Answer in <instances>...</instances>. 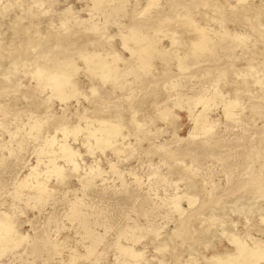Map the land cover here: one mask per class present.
<instances>
[{"label":"rangeland","instance_id":"1","mask_svg":"<svg viewBox=\"0 0 264 264\" xmlns=\"http://www.w3.org/2000/svg\"><path fill=\"white\" fill-rule=\"evenodd\" d=\"M247 1L160 0L158 7L151 6L143 13L145 0H102L99 5L93 0H0V57L4 65H9L14 55L37 56L36 51H47L60 37L57 42L61 46L69 45L64 67L57 70L60 78L71 76L72 81L80 82L79 95L65 102L53 97L42 75L37 80L44 82L47 90L29 92L23 76L26 65H18L12 76L23 84L14 88L17 92L10 90L8 83L0 84V98H4L0 101V214L7 215L11 220L5 218V222L12 221L23 237L18 246L10 244L15 249L5 243L8 250L0 249V264H131L117 244L139 250L143 264H194L189 251L209 257L213 251L224 254L233 250L226 239L230 222L235 226L233 232L247 234L243 242L249 247L253 237L264 240V36L248 17L256 11L264 23V0ZM173 5L182 19L204 22L203 12L205 19L210 18L209 25L228 29L233 36L209 33L211 52H200L204 55L200 59L190 58L184 51L176 55L152 51L144 61H119L121 78L116 83L123 90L110 86L109 78L106 84L100 82L94 75V58H89L87 65L81 58L78 48L82 44L84 53L103 52L112 46L129 58V53L121 50V34L130 36L133 30L151 33L157 22L176 19L166 13ZM71 11L76 21L67 20L65 27L61 26L60 20ZM69 40L72 44H67ZM99 42L100 47L95 45ZM168 43L164 38L160 44ZM37 45H42L40 50ZM163 55H169V60ZM147 63L150 68L146 72L143 65ZM198 96L209 100L204 106L196 104ZM232 99L237 104L230 106V115L225 116L223 108ZM115 104L126 109L129 105L141 107L131 116L128 109H109ZM201 110L209 123L213 121L210 132L197 133L193 128L192 118ZM113 112H122L121 134L128 135L125 141L119 136L115 139L125 143L121 142L120 151H114L116 144L98 148L84 131L71 134L67 142L79 154V166L75 172L67 171L69 165L57 159L66 174L61 180L48 177L51 152L57 147L54 140L62 137L55 132L58 120L86 127L87 118L109 117ZM164 113H169L167 123ZM135 138L141 139L140 143L130 151L126 143ZM95 163L104 171L103 180L97 178L82 187L77 176ZM109 164L114 170L110 171ZM33 166L37 175L22 185ZM35 180L44 185L43 192L34 187ZM183 193L194 202L188 206L186 198H181L178 211L170 199ZM240 204L248 212L239 214L236 206ZM73 205L79 207L91 234L99 237L97 242H91L78 222L80 217L71 219ZM3 216L0 221L4 222ZM225 218L228 226H223ZM69 249L77 256L74 262L67 256ZM87 250L91 251L88 257Z\"/></svg>","mask_w":264,"mask_h":264},{"label":"bare ground","instance_id":"2","mask_svg":"<svg viewBox=\"0 0 264 264\" xmlns=\"http://www.w3.org/2000/svg\"><path fill=\"white\" fill-rule=\"evenodd\" d=\"M158 1H160V0H145V4L142 5L141 11L143 13H145L148 10H151V8H150L151 6H157L158 7L159 3H160V2L158 3ZM235 1L238 3V2L244 1V0H235ZM248 1L250 2V0H248ZM248 1H247V3H248ZM18 2L19 1H17V3ZM21 2H23V1H21ZM101 2H102V0H93L94 5H95V3H98V5H99V3H101ZM118 2H119V0H118ZM139 2L140 1L135 2V3L137 4ZM226 4H228L227 6L229 8H231V9L234 8V5L230 4L229 2L228 3L226 2ZM15 5H16V2H15ZM13 6H14V3H13ZM8 7H9V5H8ZM8 7H6V9ZM10 7H11V5H10ZM20 7H22V4L20 5ZM70 8L71 7H69L68 9L70 10ZM94 9H97V8H94ZM64 10H66V8ZM63 11H62V13H63ZM199 11H201V9H199ZM45 12H44V14H45ZM65 12L68 13V10H66ZM49 13H51V11ZM62 13H60V14L63 15L64 13L63 14ZM166 13H168L169 16L173 15L176 19L173 18V19H167L165 22L164 21L157 22L155 24V30H152V29L150 30L151 33L145 34V33L142 32L141 34H139V32L135 33L134 30L132 29L133 31L129 32L130 36H127V34H121L122 35V40L120 42V45H121L120 47H121V50H125L126 52L129 53V58L124 56V55H121V52H119L116 48H114L112 46H110L109 48H105V50L103 51L104 53L101 52V51L100 52L99 51H97V52L94 51V52H91V53H90V51L89 52L87 51V52L84 53V48H82V47H85V46H83V44H82V47L78 48L79 50H81L80 52L83 53V55H81V58L84 60L86 65L88 64V62H89V60L91 58H94L95 62H96V69H95L96 71L94 70L96 73L94 72V75L100 77L99 79H102V80H100V82H102L103 84H106V80L109 78L112 81L110 86H112L114 89L123 90L122 85L116 83V81L119 80L118 78L119 77L121 78V76H120L121 73L119 74L120 66L117 65V63L119 61L124 62V63H126L128 60H140V61L143 60L144 61L145 58H148L150 56L149 53H151L152 51H155V52L157 51L160 54L161 53L164 54V53H167V52L169 53L171 51V52H174L175 55L178 54L179 51H184V54L185 55H189L190 58L191 57H195L197 59H200V58L204 57V55L200 54V52H203L204 50H206V49L208 50L209 48H211V47H209L210 40L207 37L209 35V33L218 34L220 36L221 35H228L230 37L233 36V35H229L230 31L228 29H225V28L218 29L216 26L213 27V26L209 25L208 22L210 21V18H206L205 19L202 16L203 12H202L201 18H202V21H204V22H198V21H195V20H193L192 18H189V17H186V18L182 19V17L180 16V11L174 5L170 6L169 11H167ZM162 14H164V12H162ZM205 15L209 16L208 13H206V12H205ZM74 16H75V13H73V12L71 13V15L69 17L64 15V17H63L64 19L60 20L61 26L62 25L64 26L65 23L67 22V20L76 21V17H74ZM248 17L252 20V23L254 22V24L257 26L258 31L264 36V23L261 21V18H260L261 16L259 15V13H257L255 11L253 14L250 13V16H248ZM58 24H59V22H58ZM50 25H52V24H50ZM64 29H66V31L64 30L65 33L68 32L67 28H64ZM22 30H24V29H22ZM92 30L93 31H97V28L93 27ZM64 31H63V33H64ZM136 34H138V36H136ZM28 35H30V33H28ZM234 35H235L234 37L238 36L236 33ZM30 38H32V36ZM59 38L57 39V41H59ZM83 38H82V40H83ZM110 38H108V39H110ZM164 38L166 40H168V42H169L167 46H163V45L160 44L162 39H164ZM28 40H31V39H28ZM82 40H80L81 41L80 43H82ZM57 41L52 43L51 46L48 48V50L47 51L45 50V52H43L42 49H41V52H37L36 51L35 53H38V55L34 56V57H31V58H28V57L27 58H18V57H15V55H14V59L11 60L12 62L9 65H4L3 60L0 57V75H1L0 84L8 83L7 87L11 86L10 90L13 89V90H15V92H17L18 90L14 89V88L15 87L19 88V86H22L23 84H20V80H19L18 77L17 78H12V76H14V73H16V69L18 68V65L22 64V65H26V67H27V70H26V72L24 71V75L23 76H26V79L28 80V82L26 83V88L28 89L29 92H34V93L35 92L36 93H41L42 92L43 93L48 88L49 92H51L53 97L55 99L59 100L60 102H65V100L68 99L69 97H75V96L79 95L78 86H79L80 82L76 81V80L72 81L71 76L60 78L61 74L58 73V71H57V70H59V68H63L64 67L63 60L65 58H67L66 57L67 56V53H66L67 52V48L66 47L69 46L67 44H70L72 41L71 40H69L70 42L67 41L68 42L66 44L67 46H61ZM99 41H100V39H99ZM89 42H92V41H89ZM45 44L46 43H44V45ZM86 44H84V45H86ZM99 44H100V42L96 43L95 45L100 47ZM10 45H14V44L11 43ZM74 45H76V44H74ZM3 46H5V45H3ZM41 46L40 47L38 46L37 50H40ZM71 46L73 47V45H70V47ZM88 46H90V45H88ZM205 46H207V47L204 48ZM0 47H1V45H0ZM68 49H70V48H68ZM85 49H86V47H85ZM208 51L211 52L210 49ZM35 53H33V55H35ZM102 54H103V56H102ZM98 56H100V57H98ZM167 56H169V55H166L164 57H167ZM161 59L163 60L164 58H161ZM167 59L169 60V57H167ZM167 59H166V61H167ZM163 61L165 62V60H163ZM53 64H56V65L53 67L52 66ZM149 64L150 63H147L148 67L147 66L145 67V65H143V69H146V72H147V68L148 69L150 68ZM181 65L182 64L179 62L177 64L178 68H181L182 67ZM252 68H254V65L252 66ZM30 69H31V71H29ZM142 72H143V70H142ZM39 75H42V77H45V80H46L45 82L47 84V86L46 85L45 86L47 88H44L42 86V84L44 82H42L41 80H37V77H39ZM256 82H258V80ZM124 84H126V83H124ZM3 86L6 87L5 85H3ZM6 89L7 88L4 89V92H5ZM94 90H95V88L92 87L91 92L94 93ZM113 94L114 93L111 94V97H112ZM217 95L221 96L223 94H218L217 93ZM28 97H32V96H25L26 99ZM125 98L127 99L128 97H125ZM197 98L198 99H194L196 104L201 102L200 104L202 106H204L205 102L207 100H209V99L203 100L201 96H198ZM1 99L2 98H0V101H2L4 98L2 100ZM18 99H20V98H18ZM16 100H17V98H16ZM227 104L228 105H226L223 108V113H224L225 116L230 115V106L234 107L237 103H236V100L232 99V100H229V102H227ZM140 107L141 106L134 107V106H130L129 105L127 107V109L129 110L130 115L134 116V115L138 114V110L140 109ZM109 109H112V110L113 109L125 110L126 108L124 106H121L120 104H115V105L109 107ZM122 117H123L122 112H120V113L119 112H113L109 117H98V116L97 117H90V118L86 119L88 121V123H89L88 125H86V127H83L81 125L68 124L66 122V120H62V119L58 120V122H57V124L55 126V132L56 131L60 132L62 134V137L59 140H54L57 143L56 144L57 147H56L55 151L53 150L51 152L53 158L49 161V164H48L49 168L47 169V172H46L48 177L55 176V178L59 179V180L64 178L66 173H65L64 170L61 169V166L56 164L55 161L57 159H61V160L64 161V163L66 165H69V170H67V171L75 172L76 169H77V166H79L78 162H77L78 161L77 157H78L79 154L77 155V151H75L73 148H71L70 145H68V142H67V138L71 134H75V133H79L81 131H84L93 140V144L97 145L98 148H99V146L102 147V146H106V145H108V146L110 145V147H111V145L114 146L116 144L115 147H114V151H116V153H118L120 151V149H121L120 148V144H122V143L125 144L122 141H125L126 138L128 137V135H122L121 134L123 128L120 129V125H121V123H123L122 119H124ZM162 117L164 119V122H166V123L169 122V120H168L169 119V113L162 114ZM192 122H193V128H194V130L197 131V133H199V132H202V133L210 132V130L212 128V123H213V121L211 123H209V121H207L203 110H201L198 113L194 114V116L192 118ZM95 123L97 124L96 126H94ZM137 125L140 126L139 123H137ZM122 127H124V126H122ZM28 129H29V127H28ZM55 132H54V134H55ZM118 136L120 137V140H122L119 143H117V141H115V139ZM50 138L52 139V142H54L53 141L54 138L52 136ZM140 140L141 139L135 138L134 142H132V143L127 142L126 143V144H128L127 149L130 148L131 149V150L129 149L130 151L134 150L135 149L134 148L135 144L138 145L140 143ZM48 142H49V140H48ZM86 144H88V142H86ZM52 145H53V143H52ZM136 149H138V148H136ZM131 153H133V152H131ZM109 167H110V171L114 170L113 164H109ZM35 170H36V166L31 167V169H30L31 172L23 180L22 185H28V180L27 179L29 177H31V176H36L37 175V172ZM103 172L104 171H102L99 168L98 164L95 163L93 165H89L87 167L86 171L83 174H81L80 176H77V179H78V182L81 184V186L85 187L86 185L90 184L94 179H97V178H101L102 179V174H104ZM33 178L35 179V177H33ZM34 187L38 188V190L40 192H43L45 190L44 185H41V183L39 181H37V180H35ZM186 195H187L186 193H183V194H180V195H174L173 198L170 199L171 206L174 209L179 211L180 210L179 201L183 197L186 198L188 206H191L194 201L191 199V197L189 198V196H186ZM246 201H248V200H246ZM78 208L79 207L76 206V205H73L71 207V211H70L71 219L72 220H77L78 217H80L78 222L81 224V227L84 229V231L87 234V236L89 238H91L90 239L91 242L93 240H94V242H97L99 240V237L98 236H94L93 234H91V232L89 231V229L87 227L86 220L84 219V217L81 216L82 214L80 213ZM236 211L240 214V213H242V211L243 212L244 211L248 212V209L245 208L244 204H240V205L236 206ZM251 211L249 213H251ZM0 215L1 216L4 215L3 216L4 222H5V218L8 219L6 217L7 215H5V214H0ZM259 219H260V217H259ZM8 220H11V219L9 218ZM8 220L5 223L3 221H0V242H1L0 243V246H1L0 249L2 247L4 249H7V248L13 247L15 245L18 246L17 243H20L23 240V237L16 232L15 226L13 227L12 221L10 223V221H8ZM218 220H219V218H218ZM224 220H226V221L223 222V226H226L228 219L225 218ZM261 220H259V221L264 223V210H263V215L261 216ZM207 221L205 223H207ZM247 221H244L245 224H246ZM212 222L214 223L215 221H212ZM217 223H218V221H217ZM248 224H246V226H248ZM209 225H210V223H209ZM214 226H215V224H214ZM220 226H221V224H220ZM229 226H230V228H229V232H227V234H226V237H227L226 239L228 240V243L232 247L233 250H226L225 249L226 252L224 254L216 253V252L213 251V254L211 256H209V257H205L203 255L200 256V253H198L196 250L189 251L190 253L188 254V257L191 260H195L194 264H197L196 261L199 262L200 264H238V263L239 264H258L259 260H261V259L264 260V240H260L258 238L253 237V238H251L252 246L249 247L248 243L246 245L243 242V241H245L247 234L245 235V234H242V233L233 232V229H234L235 226L232 224V222H230ZM130 229L133 231L135 228L132 227ZM8 232H10L12 235L11 234L9 235ZM262 232H264V229H263ZM224 233H225V230H224ZM128 236H131V234H129ZM248 237H249V235H248ZM118 238H119V236H118ZM158 238H159V236H158V234H156V239L158 240ZM159 240H161V237L159 238ZM5 243L6 244L9 243L8 244L9 247L6 248V244ZM10 244L11 245L13 244V246H10ZM161 244L163 245V242ZM192 246H193V244H192ZM117 248L127 259H129L131 261V264H143L142 263V257L143 256H142L141 252H138L139 250L135 251L132 247L127 246V245H121V244H117ZM13 249H15V248L13 247ZM190 249H191V246H190ZM1 250H3V249H1ZM187 250H189V249H187ZM163 251H164V249H163ZM0 253H2V251H0ZM68 253L69 254L67 256H69L70 260L72 259V261L74 262L76 255L74 254V252L71 249H69ZM161 253H162V251H161ZM90 255H91V251L87 250L85 256L88 257ZM81 256H80L81 258H84L83 257L84 255H81ZM249 256H254L255 259H252V258L249 259L248 258ZM190 259H189V261H190ZM239 260H242L243 262L242 261L240 262ZM190 263H192V262L190 261Z\"/></svg>","mask_w":264,"mask_h":264}]
</instances>
